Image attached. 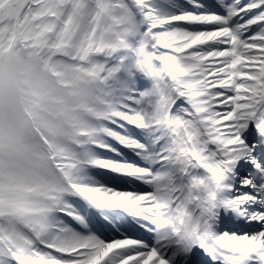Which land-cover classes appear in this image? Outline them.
Here are the masks:
<instances>
[{"label":"snow or ice","instance_id":"snow-or-ice-1","mask_svg":"<svg viewBox=\"0 0 264 264\" xmlns=\"http://www.w3.org/2000/svg\"><path fill=\"white\" fill-rule=\"evenodd\" d=\"M0 264H264V0H0Z\"/></svg>","mask_w":264,"mask_h":264}]
</instances>
